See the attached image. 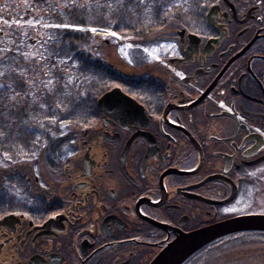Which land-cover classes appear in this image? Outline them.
<instances>
[{"label": "flooded vegetation", "instance_id": "1", "mask_svg": "<svg viewBox=\"0 0 264 264\" xmlns=\"http://www.w3.org/2000/svg\"><path fill=\"white\" fill-rule=\"evenodd\" d=\"M185 4L115 46L109 91L139 107L86 110L67 151L4 172L0 264H154L206 231L182 264H264V3Z\"/></svg>", "mask_w": 264, "mask_h": 264}, {"label": "trees", "instance_id": "2", "mask_svg": "<svg viewBox=\"0 0 264 264\" xmlns=\"http://www.w3.org/2000/svg\"><path fill=\"white\" fill-rule=\"evenodd\" d=\"M7 1L0 0V4ZM17 1V12H20L25 4L23 0ZM106 2L107 0H100L102 4ZM185 2L186 0H126L127 8H118L114 12L97 7L91 10L74 8L72 0H48L45 5L34 7L35 12L41 9L37 18L43 24L72 26L50 27L43 30L44 33L40 36L42 54L47 57V68H51L49 75L63 76L64 82H72L67 87H63L61 83L54 94L48 93L42 85L39 89H30L36 93L37 101L45 104L43 109L38 105H31V98H28L29 106L21 101L19 106L9 103L5 108L4 103L8 102L13 93L0 89V178L4 177L5 171H18L23 164L36 162L38 157L46 159L67 151L79 129L84 128L78 125L86 126V110L97 109L98 99L112 87L121 84L117 78L121 73L112 66L118 58L116 47L111 42L112 36L103 32L93 33L90 29L115 32L119 39L134 45L148 44L160 37L165 28L186 12ZM77 3H83V0H77ZM176 4L181 7H174ZM18 18L19 15L12 16L9 10L6 13L7 20ZM11 27L13 32L10 33L8 44H0V49H11L6 60L5 53L0 52V61H3L0 63V72L11 69L20 72L31 65L30 60H25L20 55L22 45H27L28 42L22 32H19L18 26ZM42 78L46 80L48 77ZM0 84L15 87L12 79L0 77ZM52 120L55 123H51ZM24 152L29 154L25 156ZM5 153L11 159L5 160Z\"/></svg>", "mask_w": 264, "mask_h": 264}, {"label": "snow or ice", "instance_id": "3", "mask_svg": "<svg viewBox=\"0 0 264 264\" xmlns=\"http://www.w3.org/2000/svg\"><path fill=\"white\" fill-rule=\"evenodd\" d=\"M262 3H264V0H261ZM67 6V5H65ZM72 6L74 8H86L91 10L93 7L102 8L105 10H108L109 12H114L116 9H124L127 8L126 0H107L106 3H100V0H83V3H77V0H72ZM176 8H180L181 5L176 4L173 5ZM49 27H56V28H70L72 27L69 24H56V25H48ZM83 30V29H79ZM93 33L97 31L96 28L90 29ZM112 36H116L117 33L112 32L110 33ZM11 49H0V52L5 53V60L8 59L7 53L10 52ZM147 51V49H145ZM21 56L24 57L25 60H30L31 65L29 67H26L24 70L20 72H16L15 69H11L8 71L0 72V77L4 79H12L13 85H5L0 84V89H6L10 90L13 95L8 99L7 103H4V107L7 108L8 104L11 103L13 106H19L21 104V101L25 102V106H29V99L31 105H38L39 108L43 109L45 107L44 103H39L36 99V93L33 91H30L33 87H36L39 89V86L42 85L44 89H47L48 93H55L57 91L58 86L62 83L63 87H67L68 83H71L72 81L69 80L67 82L63 81V76H50L49 73H51V68H47V57H44L41 53L39 56L35 54H29L27 52H21ZM41 61H44L45 63H41ZM3 61H0L2 63ZM61 63H64L63 61ZM60 72H63V69L59 70ZM27 73V75H26ZM42 77H48L46 80ZM39 81V84L37 83ZM59 107V105H57ZM223 107V105H222ZM51 123H55V120H52ZM260 129H257V132H259ZM264 135V133H261ZM38 139V138H37ZM23 151V150H22ZM25 156H27L29 153L24 152ZM32 155L34 156L35 153L33 152ZM5 160L11 159V156L7 153H5ZM6 166V165H5ZM264 171V169L260 170ZM255 175V174H253ZM226 213L230 212H236L239 211V209L232 208V209H226ZM261 215H264V213H261Z\"/></svg>", "mask_w": 264, "mask_h": 264}, {"label": "rangeland", "instance_id": "4", "mask_svg": "<svg viewBox=\"0 0 264 264\" xmlns=\"http://www.w3.org/2000/svg\"><path fill=\"white\" fill-rule=\"evenodd\" d=\"M24 6H22V11L17 12L19 7V1L17 0H8L7 3L0 4V44L7 45L10 40V33L13 32L12 25L18 26L19 32H22L24 35V39L28 42L27 45H22V52H27L30 55L35 54L39 56L43 53V47L40 41V36L43 35V30L50 28L49 24H43L40 20H38V15L40 14L41 9L39 12L34 11V6L32 4V0H23ZM33 9V10H32ZM11 12L12 16L19 15L20 18L15 20H7L6 13ZM33 13H30V12ZM96 32H103L107 36L110 35L111 32L104 31V30H97ZM119 38L117 36H112L111 42L117 46L119 43ZM127 47H121L120 53L125 54L127 49L130 48L128 45ZM125 48V49H124ZM21 52V51H20ZM117 64L116 61H114ZM71 76L72 73H69Z\"/></svg>", "mask_w": 264, "mask_h": 264}, {"label": "water", "instance_id": "5", "mask_svg": "<svg viewBox=\"0 0 264 264\" xmlns=\"http://www.w3.org/2000/svg\"><path fill=\"white\" fill-rule=\"evenodd\" d=\"M32 3L34 5L45 4L46 0H33ZM137 106L139 107V104L134 99L124 94L119 88L106 93L98 101V108L100 110H104L107 107L116 108ZM262 225L264 227V223ZM213 234L214 233H211V231H206L186 236L184 239L168 248L165 254L159 260L157 259L154 264H168L171 259L173 261L172 264H182L195 251L206 245L207 238H211Z\"/></svg>", "mask_w": 264, "mask_h": 264}]
</instances>
